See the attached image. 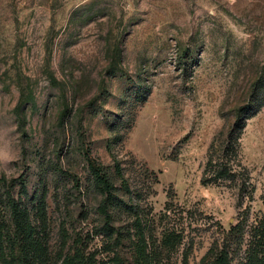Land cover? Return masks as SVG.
Segmentation results:
<instances>
[{
	"label": "rangeland",
	"instance_id": "374dc122",
	"mask_svg": "<svg viewBox=\"0 0 264 264\" xmlns=\"http://www.w3.org/2000/svg\"><path fill=\"white\" fill-rule=\"evenodd\" d=\"M88 157L117 187L112 227ZM136 210L156 264H201L247 217L245 264L264 221V0H0V264L21 244L141 264Z\"/></svg>",
	"mask_w": 264,
	"mask_h": 264
},
{
	"label": "trees",
	"instance_id": "16d2710c",
	"mask_svg": "<svg viewBox=\"0 0 264 264\" xmlns=\"http://www.w3.org/2000/svg\"><path fill=\"white\" fill-rule=\"evenodd\" d=\"M115 72V71H114ZM89 168L91 173L94 176L95 183L97 187L100 188L101 192L105 195V200L100 211L107 218V225L110 226L112 221V215L109 208L115 203L117 199V187L110 178V174L104 170L101 164L95 162L91 157H88ZM115 161V170L119 176L122 177V184L128 193L131 192V189L123 176L122 166L120 162L116 159ZM22 189H25V185L22 186ZM139 197V196H138ZM137 197V200H138ZM136 208L138 204L136 203ZM11 210L13 214V220L17 225V229L20 230L22 227L23 216L20 209V204L17 201H11ZM135 226L137 229L138 235V245H137V254L140 258L141 264H156V257L153 251H148L147 240L145 236V228L143 227V220L139 212H135ZM247 217L240 219L235 225H232L229 229L223 228V235L215 238L212 245L202 258L201 264H232L231 257V247L235 243H242L244 240V235L247 228ZM26 225V224H24ZM179 237V243L182 240L181 234L175 236L170 240V242L175 241ZM174 239V240H173ZM3 232L0 226V252L1 255H4V245H3ZM169 242V243H170ZM163 243H168V236H165ZM17 262L19 264H48L41 263L32 258L26 251V246L21 244V257L18 258ZM94 256H85L80 249H77L73 254L66 255L61 264H96ZM183 264H189V258L186 254ZM245 264H264V221H259L251 229V238L248 243V248L246 251V262Z\"/></svg>",
	"mask_w": 264,
	"mask_h": 264
}]
</instances>
